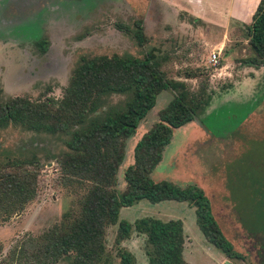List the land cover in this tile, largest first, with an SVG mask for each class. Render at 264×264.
I'll use <instances>...</instances> for the list:
<instances>
[{
    "label": "rangeland",
    "instance_id": "obj_1",
    "mask_svg": "<svg viewBox=\"0 0 264 264\" xmlns=\"http://www.w3.org/2000/svg\"><path fill=\"white\" fill-rule=\"evenodd\" d=\"M176 1L175 7L167 0H0V86L5 96L60 98L81 55L142 57L156 49L168 56L164 69L170 77L178 78L185 68H202L206 75L200 79L208 77L212 97L200 120L217 135L204 131L197 122L198 127L191 123L179 128L151 177L180 186H200L211 200L222 231L244 259H228L206 241L196 224L194 208L186 202L142 199L122 207L119 220L134 223L148 216L180 219L185 236L183 257L190 264H264V68L249 69L239 61L249 53L242 26L233 22L224 34L217 27L193 21L185 12L190 7L187 0ZM201 3L208 12L205 15L211 17L203 14V18L210 21L215 15L212 7L240 3L243 11L245 1L198 0L192 5ZM136 20L143 24L146 39L142 44L134 35L136 27L127 34L117 27V23L132 27ZM42 39L47 41L44 52L37 46ZM220 48L217 63L211 62V53ZM188 82L198 85V79ZM119 98L115 95L110 102ZM171 98V91L163 90L127 140L125 160L118 170L120 191L125 187L123 171L132 161L136 141ZM62 139L13 126L0 131V153H35L43 164L38 197L22 213L0 223V260L21 236L39 235L60 221L73 201L70 191L58 184L59 170L53 160L63 148ZM117 226L118 222L106 229L112 264H118L114 246ZM121 246L138 264L147 263L143 234L133 232Z\"/></svg>",
    "mask_w": 264,
    "mask_h": 264
},
{
    "label": "trees",
    "instance_id": "obj_2",
    "mask_svg": "<svg viewBox=\"0 0 264 264\" xmlns=\"http://www.w3.org/2000/svg\"><path fill=\"white\" fill-rule=\"evenodd\" d=\"M241 26L249 53L239 61L264 68V0H259L251 22ZM117 27L126 34L136 27L139 44L146 39L141 20L134 21L132 27L121 23ZM37 46L44 52L47 41L39 40ZM167 58L156 49L142 57L81 55L60 98L5 96L0 86V131L13 126L62 137L63 148L53 160L59 170L58 184L74 196L60 221L39 235L27 233L18 238L0 264H112L106 229L117 222L114 246L118 264H138L121 246L133 232L145 236L146 264H190L183 257L185 236L180 219L148 216L134 223L119 220L122 207L142 199L186 202L194 208L196 224L206 241L228 259H244L222 231L211 200L200 186H180L151 177L176 130L192 121L205 129L200 115L212 97L208 77L200 79L206 75L202 68H185L173 78L164 69ZM191 79H198L196 87L188 82ZM163 90L171 91L172 98L136 141L132 161L123 171L125 187L120 191L118 170L125 160L127 140ZM115 95L121 98L110 102ZM42 165L35 153H0V223L22 213L38 197Z\"/></svg>",
    "mask_w": 264,
    "mask_h": 264
},
{
    "label": "crops",
    "instance_id": "obj_3",
    "mask_svg": "<svg viewBox=\"0 0 264 264\" xmlns=\"http://www.w3.org/2000/svg\"><path fill=\"white\" fill-rule=\"evenodd\" d=\"M167 1H169V3H171L173 6L178 5L176 0H167ZM187 1H188L187 3L190 5V7L188 8L190 11L186 9L185 12L189 16H192V17L199 19L200 23H205L207 25L214 26V27L221 29L224 34L229 33L230 27H231L233 22L238 23L240 26L244 23L245 24L250 23L252 20L253 13H254V11L257 7V4L259 2V0H240L241 2L245 1V3L243 4L244 5L243 11L241 10L240 7H238V5L240 3H238L237 5L235 3V4H232L231 7H225V8L212 7V11H213V13H215V15L209 21V19L206 20L203 18V14L204 15L208 14V12H206V8L202 6L203 5L202 3H201V5L193 6L192 3L194 1L198 2V0H187ZM179 7L181 8V10H183V8H184L182 5H179ZM202 7H203V9H202ZM210 13H211V11H210ZM206 17L211 18L210 16H206ZM223 43H226V41L225 42L223 41ZM223 43H222V45H223ZM221 49L222 48H220V50ZM248 68L250 69V66H248ZM252 70H253V68H251L250 71H252ZM206 119H204V120H206ZM191 123L194 125L193 127H198V125H196V123L194 121H192L188 124H191ZM202 123H203V121H202ZM204 131L211 132V133L215 134V132L211 131L210 129H208L206 127H205ZM215 135H217V133Z\"/></svg>",
    "mask_w": 264,
    "mask_h": 264
},
{
    "label": "built area",
    "instance_id": "obj_4",
    "mask_svg": "<svg viewBox=\"0 0 264 264\" xmlns=\"http://www.w3.org/2000/svg\"><path fill=\"white\" fill-rule=\"evenodd\" d=\"M219 55H220V49H217L214 52H212L210 55L211 62L217 63Z\"/></svg>",
    "mask_w": 264,
    "mask_h": 264
}]
</instances>
